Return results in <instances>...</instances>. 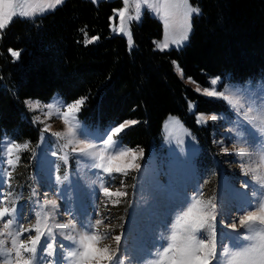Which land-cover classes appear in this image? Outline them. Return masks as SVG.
Segmentation results:
<instances>
[{
    "label": "rangeland",
    "instance_id": "374dc122",
    "mask_svg": "<svg viewBox=\"0 0 264 264\" xmlns=\"http://www.w3.org/2000/svg\"><path fill=\"white\" fill-rule=\"evenodd\" d=\"M66 1L68 0H62L61 4L49 7L54 0H14L17 11L22 9L29 15L14 16L3 31L17 19L33 21L53 13ZM86 1L96 5L102 2L122 3L121 8L113 11L110 30L113 36H121L127 40L130 51L134 49L132 25L140 24L145 13L162 24V38L154 42V49L159 52L184 49L193 33L194 18L200 14L199 8L188 0L191 7L198 11L193 12L190 17L191 28L187 40L177 45L172 43V40L182 29L180 10H175L174 15L166 21L162 15L157 14L155 8L149 7V4H156L158 0H148V4L143 0ZM137 3L141 4L140 17L138 20L129 21L128 17H134L136 14ZM125 7L128 12L124 30L119 31L121 23L118 12ZM165 41L169 43V47L160 50L158 45ZM173 67L178 78L197 95L224 103L226 110L199 112L198 102L188 101V113L195 117L196 123L197 116H201L198 127H210V144L206 142L205 134L195 132L178 116L171 115L164 121L161 142L154 143L147 149L134 148L124 141L122 135L134 125L127 127L118 137H113L127 148H133L138 154L136 163L140 168L129 171L127 175H98L100 170L91 167L92 161L88 157L73 151V148L82 147L85 143L99 144L107 130L114 126L101 129L86 123L80 117L82 105L78 111L68 115L69 123L65 124L62 114L66 111V106L73 102H66L58 95L49 101L31 98L24 102L23 118L38 129L37 141L17 140L11 135H5L0 150V161H6V149L9 145L28 143L27 149L18 152L13 149L11 158L15 161L14 166L8 167L5 163H0V189L7 196L2 206L16 208V220L10 230H15L17 225H22L25 229L36 225V212L40 211L37 201H57L54 209L51 205L45 207V211L49 212L48 225L52 227L51 235L47 229H42L44 235L37 244L34 255L21 250L29 264H82L80 260L69 255L76 250L77 245L68 240L67 236L72 235L78 241L80 236L88 231L85 225L96 219L103 220L97 227V232L101 235L108 234L96 247H108L109 253L117 254L114 259L123 256L124 264H169L167 259H161V253L171 243L169 238L175 230L178 217L190 205L191 198L198 196L200 192L203 193L201 198L204 201L213 198V203L217 205V219L214 225L216 257L211 260V264H219L224 246H227L229 251H237L253 243L238 238V234H254L264 229V225L253 224L245 228L237 223V231H232L220 225L221 212L228 223L230 216L235 219L244 209L251 210L264 200V185L254 179L257 175L264 176V161L261 160V154L264 153V119L258 118V113L264 111V75L241 83L232 82L228 76H212L207 79V84L203 85L193 78L189 79L178 62L173 63ZM217 77L219 80L214 86L215 90L224 91L229 100L202 94L205 88L212 90L211 80ZM197 87L201 92L195 91ZM37 102L39 107L32 108L31 105ZM49 105L52 107L49 108ZM211 115H216L217 119H209L205 123L204 119ZM81 131L91 138L85 140L84 136L79 134ZM57 132L62 133L61 137L54 135ZM69 139L72 140L71 144H68ZM65 144H68L66 148ZM241 147L246 150L243 156L237 154ZM141 150L143 156H139ZM65 154L66 162L63 159ZM5 172L11 173L8 183L4 182ZM101 181L110 192L125 195L105 196L100 187ZM9 218L5 216L0 219V231L3 230V223ZM69 220L73 221L74 228L56 227L68 223ZM205 234L210 240L211 229L207 228L197 233V237L204 238ZM35 235V231L24 232L19 240L28 247L31 246L28 237ZM116 235L121 236L119 245L112 238ZM0 239L6 240L4 248L12 247V238L7 234ZM46 241L52 243L51 255L45 251ZM14 259L15 250L10 256L0 255V264H9V260ZM101 264L109 262L102 261Z\"/></svg>",
    "mask_w": 264,
    "mask_h": 264
},
{
    "label": "trees",
    "instance_id": "16d2710c",
    "mask_svg": "<svg viewBox=\"0 0 264 264\" xmlns=\"http://www.w3.org/2000/svg\"><path fill=\"white\" fill-rule=\"evenodd\" d=\"M190 1L200 14L189 44L168 52L154 49L163 27L148 13L132 25V51L124 37L111 34L120 1L68 0L33 21H13L0 37V150L5 135L36 142L38 129L23 118L24 102L56 95L69 103L84 99L80 117L94 127L137 121L122 135L134 148L159 144L171 115L205 134L210 144V127H198L188 101H197L205 113L226 106L197 95L178 78L173 63L203 85L212 76L241 83L264 75V0ZM93 37L98 39L86 43ZM9 49L19 51V58Z\"/></svg>",
    "mask_w": 264,
    "mask_h": 264
},
{
    "label": "snow or ice",
    "instance_id": "6c2138e0",
    "mask_svg": "<svg viewBox=\"0 0 264 264\" xmlns=\"http://www.w3.org/2000/svg\"><path fill=\"white\" fill-rule=\"evenodd\" d=\"M145 4H148V0H143ZM62 3V0H54L53 3L49 4V7L54 5H59ZM136 14L134 17L129 16V21L131 19H139L140 17V8L141 4H136ZM149 7L155 8L157 14L162 15L166 21L169 17L173 16L175 10L181 11L182 16V29L177 34V36L172 40L174 44H182L188 38V32L190 31V17L193 12L198 10L191 7L188 3V0H178V2H173V0H158L156 4H149ZM128 12L127 7L124 10L118 12L120 17L121 27L119 31H123V25L125 22V17ZM16 15H29V13L23 11L22 9L17 11V5L14 3V0H0V33L3 29L11 22L12 18ZM130 35V33H129ZM98 39V37H93L92 40H87L86 43H91L92 41ZM131 46V42H130ZM160 50H164L169 47V43L165 41L164 43L158 45ZM9 53L14 58H19V51L12 49L8 50ZM175 63V62H174ZM191 79V78H189ZM219 77L211 80V85L213 86L212 90L205 88L202 94H205L210 97H220L225 100H229V96L225 95L224 91L217 92L215 90V85L217 84ZM198 93L201 92V89L197 87L195 89ZM232 101H230L231 103ZM84 99H78L77 101L66 106V111L62 114L65 124L69 123L68 115L75 111L79 110V107L83 105ZM32 108H38L39 103L31 105ZM52 106L49 105V108ZM194 107V106H193ZM50 115V113H49ZM258 118L264 119V111L258 113ZM215 121L217 119L216 115L208 116L204 119L206 123L207 120ZM201 116H197V123H200ZM137 121H124L120 122L118 125L109 128L107 133L102 138L99 144L97 143H85L82 147L73 148L74 152H78L79 155L88 157L92 163L91 167L99 169L100 172L98 175L103 176V174H108L111 176L113 173L120 175H127V173L134 169H139L140 165L136 163L138 159V154L133 148H127L124 146L118 139H113V137H118L127 127L135 125ZM47 130V128L45 129ZM69 132H72V129H69ZM80 135L84 136V139L87 140L91 137L87 133L81 131ZM55 136L61 137L62 133H54ZM72 140H68V144H71ZM68 144H65L66 148ZM28 148V143L24 144H12L9 145L6 149L8 158L6 161H0V163H5L8 167L14 166L15 161L11 158L13 155V149L17 152L23 149ZM245 148L241 147L238 149L237 154L240 156L245 155ZM106 153H109L106 155ZM139 156H143V150L140 151ZM19 157H16L18 159ZM65 162L67 161V154L63 156ZM261 160L264 161V153L261 154ZM116 161H121L122 163L117 164ZM247 171V170H246ZM256 171V169H252ZM5 183H8L11 173L5 172ZM257 181L264 185V176L257 175L254 177ZM100 187L103 189V194L105 196L112 195H125V193H112L107 187L104 186L103 181H101ZM247 187V184H245ZM36 195V193H33ZM255 195V192L252 193ZM203 193L200 192L198 196L191 198L190 205L183 211V213L178 217L175 230L170 236L171 243L163 250L161 253V259H167L169 264H211V260L216 257V243H215V222L217 219V205L213 203V198H209L207 201H204L201 197ZM7 199L6 194L2 189H0V206L4 205V201ZM40 207V211L36 212L37 223L33 228L25 229L22 225H17L15 230L12 229L14 221L16 220V208L13 206L9 208L7 206L0 207V219H3L5 216H9L3 223V230L0 231V237L7 234L8 237H11V248H4L6 243L5 239H0V255L10 256L11 252L15 250V259L9 260V264H29L28 260H25L21 250L24 252L35 254L36 246L40 242L41 237L44 235L42 229H47L49 235L52 233V227L48 225L49 212L45 211L47 205H51L54 209L56 207L57 201L55 199L45 200L43 202L37 201ZM237 211H241L237 209ZM220 225L221 227L230 228L232 231H237V223L244 226L245 228L251 227L253 224L264 225V200L257 204L253 209L248 210L244 209L242 214L237 218L233 219L229 217L228 223L224 220V213H220ZM103 223L102 219H96L91 223L85 225L88 231L80 236V239L77 241L74 236L68 235L67 239L73 241L77 248L76 250L69 253L70 256L80 260L82 264H101L102 261H108L109 264H124L123 256L114 259L117 255L115 252L109 253L108 247L97 248L96 245L104 238H107V233L101 235L97 232V227ZM56 227L61 229H72L75 227L72 220H69L66 224L56 225ZM211 229V239L208 240L207 234L204 238H198L197 233L203 229ZM35 231V237H28L31 246L26 247L23 242L19 240L20 236L24 232ZM117 245L121 240L120 235L112 237ZM238 238L244 240L253 241L252 244L243 246L240 250L229 251L227 246L223 247L221 253V261L219 264H264V229L257 231L254 234H238ZM206 240L208 242L206 243ZM52 243L46 241L45 251L48 255H51ZM83 249L81 252L80 250Z\"/></svg>",
    "mask_w": 264,
    "mask_h": 264
}]
</instances>
